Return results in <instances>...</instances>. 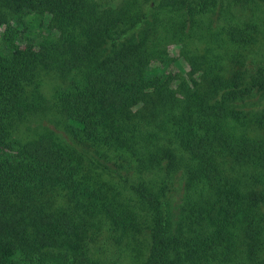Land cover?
I'll use <instances>...</instances> for the list:
<instances>
[{"label": "trees", "instance_id": "obj_1", "mask_svg": "<svg viewBox=\"0 0 264 264\" xmlns=\"http://www.w3.org/2000/svg\"><path fill=\"white\" fill-rule=\"evenodd\" d=\"M260 2L0 0V264H264Z\"/></svg>", "mask_w": 264, "mask_h": 264}, {"label": "rangeland", "instance_id": "obj_2", "mask_svg": "<svg viewBox=\"0 0 264 264\" xmlns=\"http://www.w3.org/2000/svg\"><path fill=\"white\" fill-rule=\"evenodd\" d=\"M256 11L257 12L254 18L255 20L254 22L252 21V23L254 24L257 23V25L260 27V30L262 31H261V34H258L255 37V40L253 41V43L247 46V54H249L248 59L253 61V64L251 66H257L260 63V66L264 67L262 66V64H264V2L259 3V5L256 8ZM194 44L196 45L195 47L198 49H201L204 46V42L195 41ZM179 48H180V45L178 44H170L168 47L169 52L174 56L178 55ZM183 67L186 68V65L184 64ZM172 68L176 70L175 65H173ZM47 82H48V87L47 88L45 87L44 89H42L45 95L48 94L50 84H51L49 81ZM262 104H264V94L261 96L259 101H256L255 107H260ZM55 131L59 135V137L62 138V140L64 141L67 140V136L65 135L64 132H61V130H58L57 128L55 129ZM174 195L176 197H173V200L177 199V194L175 193ZM104 240L106 239H103V243H104ZM117 263L118 264H130V260L127 257H123V258H120L119 262Z\"/></svg>", "mask_w": 264, "mask_h": 264}]
</instances>
